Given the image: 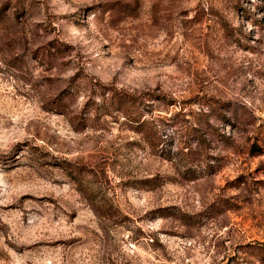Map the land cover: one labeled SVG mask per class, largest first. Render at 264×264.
<instances>
[{"label":"rangeland","instance_id":"1","mask_svg":"<svg viewBox=\"0 0 264 264\" xmlns=\"http://www.w3.org/2000/svg\"><path fill=\"white\" fill-rule=\"evenodd\" d=\"M0 264H264V0H0Z\"/></svg>","mask_w":264,"mask_h":264},{"label":"trees","instance_id":"2","mask_svg":"<svg viewBox=\"0 0 264 264\" xmlns=\"http://www.w3.org/2000/svg\"><path fill=\"white\" fill-rule=\"evenodd\" d=\"M102 102L100 115L118 116L129 122L132 131L141 134L151 142L154 138V129H148V121L141 120L139 105L141 104L142 95H133L123 90L110 89L102 91ZM151 98V97H148ZM99 109L95 108L98 112Z\"/></svg>","mask_w":264,"mask_h":264}]
</instances>
